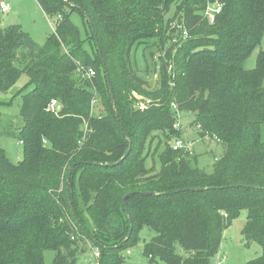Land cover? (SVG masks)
<instances>
[{
    "label": "trees",
    "instance_id": "obj_1",
    "mask_svg": "<svg viewBox=\"0 0 264 264\" xmlns=\"http://www.w3.org/2000/svg\"><path fill=\"white\" fill-rule=\"evenodd\" d=\"M36 1L59 18L44 44L21 25L0 26V93L22 74L33 87L20 109L23 160L13 164L0 149V264H45L46 251L52 264H77L84 242L97 264H122L145 226L156 232L143 244L150 264H211L242 210V234L262 248L247 264H264V49L253 70L243 67L264 33V0ZM217 3L210 22L205 10ZM66 8L82 17L84 40ZM174 20L186 37L168 44ZM150 40L167 44L155 88L131 56ZM133 92L150 100L146 109ZM180 112L222 145L212 174L188 149L171 148L182 139ZM161 138L155 171L146 160Z\"/></svg>",
    "mask_w": 264,
    "mask_h": 264
},
{
    "label": "rangeland",
    "instance_id": "obj_2",
    "mask_svg": "<svg viewBox=\"0 0 264 264\" xmlns=\"http://www.w3.org/2000/svg\"><path fill=\"white\" fill-rule=\"evenodd\" d=\"M0 2L9 5V11L7 13H2L0 10V26L7 27L15 24L21 25L23 30L39 45L44 44L47 36L53 33L55 24L59 20L56 15L47 17L36 0H0ZM174 11L175 5L171 7L167 18H171ZM64 13L71 22L78 27L82 39L84 40L85 25L80 14L75 11H69L67 8ZM176 24L177 20H174L168 31L170 36L173 34L168 41V44L178 42L181 38L186 37V34L184 33H182L181 37V30H175V27L178 28ZM166 48L167 44L161 49L159 40L158 42L157 40H150L147 44L140 46L136 51L132 52L131 56L133 65L135 66L138 75L147 81L149 88H155L158 84V76L156 73L158 69L155 65V60H158L159 55L163 57ZM263 49L264 33L260 39V44L243 62L245 70H253L255 68L257 56ZM32 88L33 87L29 84L27 76L22 74L7 92L0 93V149L4 151L7 158L13 164L23 160V147L18 136V129L22 125L20 109L22 105V97L29 93ZM133 93L131 94L132 97H134ZM140 96L142 97L141 100L143 102L149 100L147 97ZM94 111L95 113H101L104 111V107L99 99L94 103ZM193 119L194 115L191 113H177L176 125L180 127L183 132L182 139L179 140L181 142L183 140L185 146L187 145L186 149L196 157L195 166L205 171L207 174H212L213 165L223 154L222 145L213 138H201L197 129L191 126ZM262 134L264 141V129ZM163 146V139L161 142H159L158 139L153 141L151 154L146 160L147 168L159 171V155L163 150ZM246 215V210H242L238 217L232 221L229 228L224 231L221 247L219 252L211 259V264H247L251 260H255L261 256V246L255 241L246 240L242 234ZM155 236L156 232L154 230L146 226L143 227L139 233V241L137 244L122 252V264H150L149 260L142 254L143 244ZM84 247L87 249L78 255L77 264H96L94 252L96 248L94 246H89L86 242H84ZM176 251L178 254H184L183 250L178 245H176ZM53 258V251L44 252L45 264H52ZM153 264L163 263L160 260H156Z\"/></svg>",
    "mask_w": 264,
    "mask_h": 264
},
{
    "label": "built area",
    "instance_id": "obj_3",
    "mask_svg": "<svg viewBox=\"0 0 264 264\" xmlns=\"http://www.w3.org/2000/svg\"><path fill=\"white\" fill-rule=\"evenodd\" d=\"M0 10L2 13H7L9 11V5L4 3V2H0ZM220 10H221L220 4H218V3L213 4V5L208 6L206 8L204 15L209 19L210 22H212L214 19V15L216 13H218ZM85 75L88 78H90L91 76H94V71L92 69H88V70H86ZM133 96L137 101V103H136L137 109L144 110L147 108V106L149 104V100H146L143 102L141 100L142 97L140 95H137L136 93H133ZM95 102L96 101L93 100L92 104H94ZM59 109H60V106L58 105L56 100H51L50 103L48 104V107H47V111L54 112V113H56ZM170 145H171V148L173 150H178L181 148H187V145L185 146L184 143L182 144V142L180 140H173ZM94 252H95V258L97 260L99 258V252L97 250H95Z\"/></svg>",
    "mask_w": 264,
    "mask_h": 264
},
{
    "label": "water",
    "instance_id": "obj_4",
    "mask_svg": "<svg viewBox=\"0 0 264 264\" xmlns=\"http://www.w3.org/2000/svg\"><path fill=\"white\" fill-rule=\"evenodd\" d=\"M86 19L88 20L89 23H91V20H90V18H89L88 16H86ZM107 81H108V78H107ZM109 92H110L111 102H112V104L114 105V102H113V94H112V90H111V87H110V86H109ZM116 116H118L117 112H116ZM195 190H197V191H201L202 189H201V188H197V189H195ZM128 196H129V195H126V196H124L123 199H122V205H123L124 209H125V201H126V199L128 198Z\"/></svg>",
    "mask_w": 264,
    "mask_h": 264
}]
</instances>
